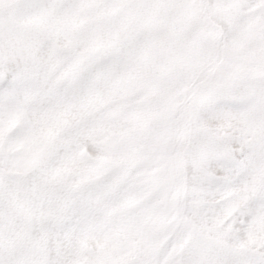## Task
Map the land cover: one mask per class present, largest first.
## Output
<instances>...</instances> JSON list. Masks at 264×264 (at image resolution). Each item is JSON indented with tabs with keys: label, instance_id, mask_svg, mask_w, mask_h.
<instances>
[{
	"label": "snow or ice",
	"instance_id": "6c2138e0",
	"mask_svg": "<svg viewBox=\"0 0 264 264\" xmlns=\"http://www.w3.org/2000/svg\"><path fill=\"white\" fill-rule=\"evenodd\" d=\"M0 264H264V0H0Z\"/></svg>",
	"mask_w": 264,
	"mask_h": 264
}]
</instances>
